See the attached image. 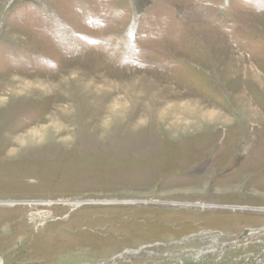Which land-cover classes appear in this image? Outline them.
<instances>
[{
  "label": "rangeland",
  "instance_id": "1",
  "mask_svg": "<svg viewBox=\"0 0 264 264\" xmlns=\"http://www.w3.org/2000/svg\"><path fill=\"white\" fill-rule=\"evenodd\" d=\"M0 259L264 264V0H0Z\"/></svg>",
  "mask_w": 264,
  "mask_h": 264
},
{
  "label": "bare ground",
  "instance_id": "2",
  "mask_svg": "<svg viewBox=\"0 0 264 264\" xmlns=\"http://www.w3.org/2000/svg\"><path fill=\"white\" fill-rule=\"evenodd\" d=\"M254 76L257 77L256 74H254ZM257 78H258V77H257ZM240 97H241V96H240ZM243 99H244V98H243ZM243 99H242V100H243ZM189 102H190V101H189ZM188 104H189V103H188ZM190 104H191V103H190ZM190 104H189V105H190ZM247 105H248V104H247ZM198 106H199V105H198ZM192 110H193V109H192ZM201 110H202V109H201ZM201 110H199V112H200ZM205 110H206V109H205ZM205 110H204V111H205ZM207 110H208V109H207ZM195 112H196V110H195ZM195 112H194V113H195ZM197 112H198V110H197ZM202 112H203V110H202ZM192 113H193V112H192ZM210 114H212V113H210ZM213 114H214V112H213ZM250 114H252V115L255 114V115H257V118H258V111H257V110H255V109H251V110H250ZM204 115H205V114H204ZM206 115H207V114H206ZM206 115H205V116H206ZM215 115H216V114H215ZM215 115H214V116H215ZM208 117H211V116H208ZM255 117H256V116H255ZM211 118H212V117H211ZM208 119H210V118H208ZM0 262H1V259H0Z\"/></svg>",
  "mask_w": 264,
  "mask_h": 264
}]
</instances>
